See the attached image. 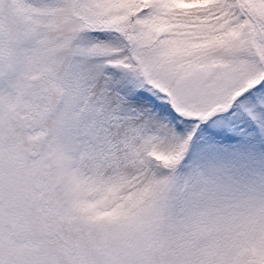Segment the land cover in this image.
<instances>
[{
    "label": "snow or ice",
    "instance_id": "snow-or-ice-1",
    "mask_svg": "<svg viewBox=\"0 0 264 264\" xmlns=\"http://www.w3.org/2000/svg\"><path fill=\"white\" fill-rule=\"evenodd\" d=\"M0 264H264V0H0Z\"/></svg>",
    "mask_w": 264,
    "mask_h": 264
}]
</instances>
